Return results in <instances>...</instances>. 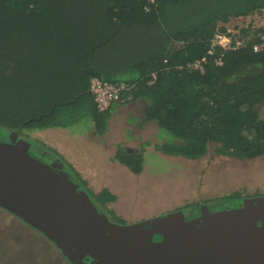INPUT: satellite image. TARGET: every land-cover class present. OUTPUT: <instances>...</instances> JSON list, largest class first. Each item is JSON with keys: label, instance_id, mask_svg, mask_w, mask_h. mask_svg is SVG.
<instances>
[{"label": "trees", "instance_id": "16d2710c", "mask_svg": "<svg viewBox=\"0 0 264 264\" xmlns=\"http://www.w3.org/2000/svg\"><path fill=\"white\" fill-rule=\"evenodd\" d=\"M258 12H264V0H0L1 134L17 131L33 153L60 160L100 211L119 223L124 219L109 207L116 195L108 187L95 192L64 152L31 135L78 125L101 137L122 127L117 105L138 103L142 116L127 114L113 155L135 173L143 170L144 153L152 146L168 156L199 158L213 149L238 159L263 157L264 51L254 45L264 28L253 29L250 22L229 32L225 25ZM217 32L231 36L233 44L240 36L245 44L217 45L210 54ZM203 57V71L191 68ZM93 78L128 88L99 111L90 90ZM78 105L82 110L72 112ZM131 139L140 140L139 147L128 145ZM247 196L235 191L167 212L209 202L225 207L222 199L234 205Z\"/></svg>", "mask_w": 264, "mask_h": 264}, {"label": "water", "instance_id": "95a60500", "mask_svg": "<svg viewBox=\"0 0 264 264\" xmlns=\"http://www.w3.org/2000/svg\"><path fill=\"white\" fill-rule=\"evenodd\" d=\"M31 147L17 131H0V208L46 237L68 264H264V195L116 223L60 160Z\"/></svg>", "mask_w": 264, "mask_h": 264}, {"label": "rangeland", "instance_id": "374dc122", "mask_svg": "<svg viewBox=\"0 0 264 264\" xmlns=\"http://www.w3.org/2000/svg\"><path fill=\"white\" fill-rule=\"evenodd\" d=\"M262 18L264 12H258L245 18H234L225 25L230 29L240 25L246 27L250 22L260 23ZM260 108L264 118V105ZM81 110V105H78L72 112ZM80 127L83 126L69 127L63 132L46 129L36 131L31 136L47 140L54 147L59 144L55 135L61 134L65 139L69 136L75 141L84 137L86 144H79L80 148H75L73 143L61 144L63 151H60L70 161H74L84 178L89 179V186L95 192L108 187L116 195L109 207L124 219L121 224L143 221L187 203L222 197L235 191L247 194V197L264 195V156L238 159L216 154L211 149L202 157L190 158L168 156L165 151L154 152L155 148L152 146L149 147L152 151L146 150L144 153L146 164L143 170L135 173L113 160L117 150L115 144L124 138L122 128H112L103 137H97L94 130L85 133ZM149 131L152 132L151 128L147 132L150 133ZM135 141L131 139V144L128 145L139 147L140 140ZM222 200L227 206L228 199ZM112 221L119 223L114 219ZM1 233H6V238L0 240V264H65L53 253H57V250H53L45 238L19 220L6 217L5 212L0 209ZM7 243H11L9 249L6 248Z\"/></svg>", "mask_w": 264, "mask_h": 264}, {"label": "built area", "instance_id": "2783aa9c", "mask_svg": "<svg viewBox=\"0 0 264 264\" xmlns=\"http://www.w3.org/2000/svg\"><path fill=\"white\" fill-rule=\"evenodd\" d=\"M243 18V17H239ZM249 24V23H248ZM248 26V25H247ZM253 29L264 28V18H262L261 22H252L250 25ZM242 28L240 25L239 28L230 29L227 28L229 32L235 31L237 29ZM260 42L254 45V50L256 52L264 51V33L260 32ZM238 39L235 44H233V39L231 36L217 32L212 40L210 54L214 52V49L217 45L224 47L225 49H237L245 44L244 40L239 39L240 36H236ZM243 39V38H242ZM206 62V57H203L201 60H197L196 62L190 64L191 68L204 70V63ZM216 63L219 65L223 64V60L221 58L216 59ZM127 84L125 83H111L104 82L98 78H93L90 84V90L94 95V100L97 104V109L99 111L107 110L114 102L118 101L122 94L127 91Z\"/></svg>", "mask_w": 264, "mask_h": 264}, {"label": "crops", "instance_id": "0c3cea01", "mask_svg": "<svg viewBox=\"0 0 264 264\" xmlns=\"http://www.w3.org/2000/svg\"><path fill=\"white\" fill-rule=\"evenodd\" d=\"M138 104V103H137ZM135 105L134 103L131 104L130 106L128 107H123V106H120V105H117V109L115 110V112L118 114V116L121 118V120H118L117 122L120 123V125L124 128L126 126V123H125V120L127 119V114L128 116H133V117H137V115L139 116H142L140 113H138L139 111V108L137 107L138 105ZM138 123H135V127H137ZM121 127V128H122ZM123 128L121 130V132L123 133ZM55 137H57V141L59 142V144H56L58 145L57 147L59 148V150H61V144H66V145H70V143H73V145H75V148H80L79 147V144L83 143L84 145L86 144L85 142V138L84 137H81L80 140H77L76 141L74 139H72L71 137L68 136L67 139L63 138L61 134H59L58 136L55 135ZM63 151V150H61ZM20 221V220H19ZM21 222V221H20ZM39 235H41L40 233H37ZM60 255V254H59ZM60 258L63 260V257L60 255ZM64 262L66 263V261L64 260ZM67 264V263H66Z\"/></svg>", "mask_w": 264, "mask_h": 264}]
</instances>
